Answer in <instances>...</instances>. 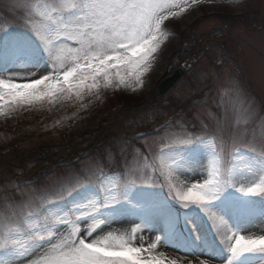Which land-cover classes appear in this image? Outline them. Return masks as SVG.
Instances as JSON below:
<instances>
[{
	"label": "rangeland",
	"instance_id": "374dc122",
	"mask_svg": "<svg viewBox=\"0 0 264 264\" xmlns=\"http://www.w3.org/2000/svg\"><path fill=\"white\" fill-rule=\"evenodd\" d=\"M98 2L0 0V80L37 85L0 91V264L106 261L121 243L145 249L142 228L199 264H264V252L229 251L244 225L264 234V212L248 205H264V191L246 194L264 189V0H149L163 5L159 46L106 73L92 66L124 53L99 38ZM180 70L160 95L161 75ZM209 180L208 214L176 198ZM107 206L135 213L99 212Z\"/></svg>",
	"mask_w": 264,
	"mask_h": 264
},
{
	"label": "snow or ice",
	"instance_id": "6c2138e0",
	"mask_svg": "<svg viewBox=\"0 0 264 264\" xmlns=\"http://www.w3.org/2000/svg\"><path fill=\"white\" fill-rule=\"evenodd\" d=\"M162 7L163 5L149 2V0H99L90 9L91 21L98 29L101 41H107L108 46L113 49H122L124 54L108 55L106 58L100 59L98 64L92 66L93 70L96 73H106L110 68L119 69L122 64L132 63L139 66L141 63H146L151 53L159 46L157 33L160 18L155 17V12ZM45 46H47V41H45ZM48 51L51 53V49ZM133 58L138 59L134 60ZM71 75L72 73H69L65 79ZM137 79H139V75H137ZM36 86L33 83L18 84L0 80V91L11 92L13 95L18 91L33 89ZM216 190L218 189L215 184L209 180L206 183L197 184L195 189L186 194L176 193V198L186 207L189 204H194L200 207L205 214H208L207 205L211 203ZM262 191L264 189L260 187H253L248 189L246 194L259 195ZM209 219H214V217L209 216ZM221 223L224 221L221 220ZM221 238L227 241L224 235H221ZM243 244V238L239 242L230 244L233 257L253 251L264 252V248H245L242 247ZM119 248L120 251L113 252V258L106 261L88 253H84V255L89 264H162L161 261L145 258L142 255L145 249L129 247L123 243Z\"/></svg>",
	"mask_w": 264,
	"mask_h": 264
},
{
	"label": "bare ground",
	"instance_id": "6f19581e",
	"mask_svg": "<svg viewBox=\"0 0 264 264\" xmlns=\"http://www.w3.org/2000/svg\"><path fill=\"white\" fill-rule=\"evenodd\" d=\"M187 225H188V231L190 233H192L193 235L195 234L199 235L200 230L195 223L188 222ZM118 226L119 227L117 231H119L120 234H123L124 229H125V224H122V225L120 224ZM244 226L245 227H243L242 231H244L245 233H248L246 236H244L245 241L249 239L264 238V234L262 233L263 229L260 224L254 229H250L246 225ZM162 229L164 228L161 227V229H159L160 233H164V230ZM244 232L242 234H245ZM221 235H224V237L227 239L226 232L223 231L217 235L218 241L225 244L226 241L222 240ZM159 236H163V234H160ZM152 237H153L152 234L148 230H146L145 228H142L140 230V233L138 234V239L136 240V246L142 245L147 250H148V247L146 246H149L150 258L161 261L162 264H199L198 262L196 263L195 261H192L186 255L185 252L178 251V250L177 251L170 250V248H168V242H166L165 240L159 239V238H155V240H152Z\"/></svg>",
	"mask_w": 264,
	"mask_h": 264
},
{
	"label": "water",
	"instance_id": "95a60500",
	"mask_svg": "<svg viewBox=\"0 0 264 264\" xmlns=\"http://www.w3.org/2000/svg\"><path fill=\"white\" fill-rule=\"evenodd\" d=\"M182 74H183V72L180 70V71H177V73L174 76L167 77L164 80V82L159 87L160 93L163 95L169 89H171L175 85V83L177 82V80L181 77Z\"/></svg>",
	"mask_w": 264,
	"mask_h": 264
}]
</instances>
